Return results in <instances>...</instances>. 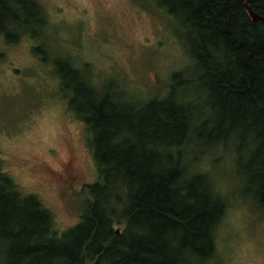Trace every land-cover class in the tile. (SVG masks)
<instances>
[{"label":"trees","instance_id":"obj_1","mask_svg":"<svg viewBox=\"0 0 264 264\" xmlns=\"http://www.w3.org/2000/svg\"><path fill=\"white\" fill-rule=\"evenodd\" d=\"M153 1L183 26L207 94L212 118L200 126L199 140L234 137L241 149L253 147L239 167L247 193L264 208V23L249 18L244 0ZM252 9L264 17V0H253ZM45 26L35 0H0V35L8 42ZM54 67L71 107L94 131L99 179L86 186L81 221L59 235L37 196L0 177L5 264L210 263L226 204L208 176L185 165L194 132L190 108L172 97L125 102L111 85L94 89L65 59ZM116 222L125 228L115 229Z\"/></svg>","mask_w":264,"mask_h":264},{"label":"rangeland","instance_id":"obj_2","mask_svg":"<svg viewBox=\"0 0 264 264\" xmlns=\"http://www.w3.org/2000/svg\"><path fill=\"white\" fill-rule=\"evenodd\" d=\"M35 1L46 20L41 34L22 33L12 43L0 35V177L37 196L59 235L86 212V186L99 179L94 131L71 107L56 73L55 60L65 59L94 89L111 85L125 102L172 97L190 108L194 132L185 165L191 174L208 176L226 204L207 264H264V208L247 193L239 167L253 147L241 149L234 137L199 140L212 113L183 26L153 0ZM125 226L114 224L119 231ZM4 243L0 235V264Z\"/></svg>","mask_w":264,"mask_h":264},{"label":"water","instance_id":"obj_3","mask_svg":"<svg viewBox=\"0 0 264 264\" xmlns=\"http://www.w3.org/2000/svg\"><path fill=\"white\" fill-rule=\"evenodd\" d=\"M252 1L253 0H244L245 8H246V11H247L249 18L254 23H264V17L253 11Z\"/></svg>","mask_w":264,"mask_h":264}]
</instances>
